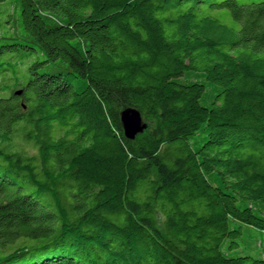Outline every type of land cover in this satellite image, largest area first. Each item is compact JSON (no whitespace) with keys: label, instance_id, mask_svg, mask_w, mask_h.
<instances>
[{"label":"trees","instance_id":"16d2710c","mask_svg":"<svg viewBox=\"0 0 264 264\" xmlns=\"http://www.w3.org/2000/svg\"><path fill=\"white\" fill-rule=\"evenodd\" d=\"M12 7L0 264H264L227 253L242 225L264 232V0ZM131 107L148 126L134 140Z\"/></svg>","mask_w":264,"mask_h":264},{"label":"rangeland","instance_id":"374dc122","mask_svg":"<svg viewBox=\"0 0 264 264\" xmlns=\"http://www.w3.org/2000/svg\"><path fill=\"white\" fill-rule=\"evenodd\" d=\"M9 15H11L9 18H11L12 20L13 27L15 29H18V10L12 7L9 10V12L0 11V23L2 24V25L0 24V30L3 31L6 30V26L3 25V21L8 20L7 16ZM199 139L196 138L194 141H197ZM23 146H25V148L29 151L34 150L32 149L31 146L25 145L24 142H23ZM253 206H254L253 208L258 213L264 215V207L259 206L258 203H255ZM241 227L243 230V235L242 238L239 240V245H240L239 248L230 252L227 251V253L230 256H251L257 259H264V232L247 225H242Z\"/></svg>","mask_w":264,"mask_h":264},{"label":"water","instance_id":"95a60500","mask_svg":"<svg viewBox=\"0 0 264 264\" xmlns=\"http://www.w3.org/2000/svg\"><path fill=\"white\" fill-rule=\"evenodd\" d=\"M121 122L125 137L128 140H134L138 134L147 129L141 113L135 108H125L121 113Z\"/></svg>","mask_w":264,"mask_h":264}]
</instances>
